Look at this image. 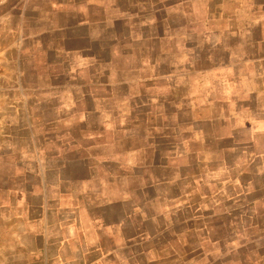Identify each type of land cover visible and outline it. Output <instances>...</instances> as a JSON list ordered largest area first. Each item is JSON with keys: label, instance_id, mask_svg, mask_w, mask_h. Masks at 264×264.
I'll return each mask as SVG.
<instances>
[{"label": "crops", "instance_id": "1", "mask_svg": "<svg viewBox=\"0 0 264 264\" xmlns=\"http://www.w3.org/2000/svg\"><path fill=\"white\" fill-rule=\"evenodd\" d=\"M9 7L0 264H264V0Z\"/></svg>", "mask_w": 264, "mask_h": 264}, {"label": "rangeland", "instance_id": "2", "mask_svg": "<svg viewBox=\"0 0 264 264\" xmlns=\"http://www.w3.org/2000/svg\"><path fill=\"white\" fill-rule=\"evenodd\" d=\"M13 2L16 4V6H19L22 5L23 0H0V39L5 40L4 42L0 41V86L6 87L8 85V80L11 79L16 83L18 89H22L23 81L21 75L15 74L12 77H10V72H9L10 68L7 60L5 59L6 57L5 51L9 49L6 40L10 38L8 34L9 30L7 27V20H6L7 18L5 17H7V13L10 8L9 6ZM10 48H14V46L12 45Z\"/></svg>", "mask_w": 264, "mask_h": 264}]
</instances>
